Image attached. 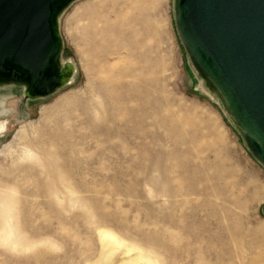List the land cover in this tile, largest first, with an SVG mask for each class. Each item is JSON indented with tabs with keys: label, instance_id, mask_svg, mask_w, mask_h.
<instances>
[{
	"label": "rangeland",
	"instance_id": "374dc122",
	"mask_svg": "<svg viewBox=\"0 0 264 264\" xmlns=\"http://www.w3.org/2000/svg\"><path fill=\"white\" fill-rule=\"evenodd\" d=\"M59 31L68 84L0 83V264H264V166L174 0H75Z\"/></svg>",
	"mask_w": 264,
	"mask_h": 264
},
{
	"label": "water",
	"instance_id": "95a60500",
	"mask_svg": "<svg viewBox=\"0 0 264 264\" xmlns=\"http://www.w3.org/2000/svg\"><path fill=\"white\" fill-rule=\"evenodd\" d=\"M73 1L0 0V83L23 84L28 98L68 84L59 17ZM174 18L192 64L264 166V0H174Z\"/></svg>",
	"mask_w": 264,
	"mask_h": 264
},
{
	"label": "bare ground",
	"instance_id": "6f19581e",
	"mask_svg": "<svg viewBox=\"0 0 264 264\" xmlns=\"http://www.w3.org/2000/svg\"><path fill=\"white\" fill-rule=\"evenodd\" d=\"M5 214H7V208L4 209ZM101 238L103 242V261L107 262L108 261V256L110 253L116 248L120 246V241L118 238L112 234L108 230H102L101 233ZM105 264V263H104Z\"/></svg>",
	"mask_w": 264,
	"mask_h": 264
}]
</instances>
